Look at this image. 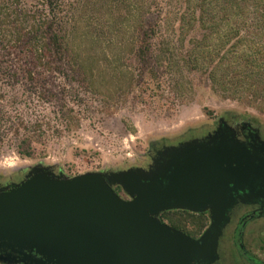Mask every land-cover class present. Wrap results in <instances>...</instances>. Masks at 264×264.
Segmentation results:
<instances>
[{
	"label": "water",
	"instance_id": "1",
	"mask_svg": "<svg viewBox=\"0 0 264 264\" xmlns=\"http://www.w3.org/2000/svg\"><path fill=\"white\" fill-rule=\"evenodd\" d=\"M261 200L264 141L243 143L222 118L212 133L164 147L146 168L74 177L29 168L25 181L0 189V262L213 264L233 211ZM171 211L207 213L209 226L191 238L161 221Z\"/></svg>",
	"mask_w": 264,
	"mask_h": 264
},
{
	"label": "trees",
	"instance_id": "2",
	"mask_svg": "<svg viewBox=\"0 0 264 264\" xmlns=\"http://www.w3.org/2000/svg\"><path fill=\"white\" fill-rule=\"evenodd\" d=\"M98 10L112 17L113 25L133 24L138 57L151 65L147 84L152 92L165 90L162 77L179 88V79L197 74L221 98L253 107L264 104V0H0V43L21 45L26 52L22 69L11 71L9 85L15 89L26 80L33 96V116L0 110V131L10 125L19 155L34 156L35 146L43 145L45 127L69 126L73 111H66L65 100L55 102L52 115L38 109L52 102L46 97L53 94L44 75H66L71 63L79 68L81 56L71 37L82 25L86 34L99 32L101 25L93 15ZM191 32L198 36L189 37ZM154 41L174 43L185 52L168 56ZM153 55L161 68L152 65ZM22 96L0 91V99L11 106L20 104ZM163 218L193 237L201 236L210 222L207 213L186 211L167 212Z\"/></svg>",
	"mask_w": 264,
	"mask_h": 264
},
{
	"label": "rangeland",
	"instance_id": "3",
	"mask_svg": "<svg viewBox=\"0 0 264 264\" xmlns=\"http://www.w3.org/2000/svg\"><path fill=\"white\" fill-rule=\"evenodd\" d=\"M103 13L98 10L93 14L97 24L101 25L99 32L93 30L91 35L86 34L82 25L80 31L71 37L72 47L81 56L79 68L71 63L66 75H44L46 86L53 94L46 97L52 102L38 109L45 108V113L52 115L53 108H57L55 102L65 100L69 104L66 111H73L69 113V126L55 129L51 124L45 127L43 145H36L34 156L27 158L19 155L18 139L7 125L0 131L2 179L6 181L13 174L28 172L29 168L40 164L54 166L57 173L67 177L143 167L148 163L151 142L163 138L174 142L190 135L204 136L215 129L220 117L228 114L252 120L264 131V106H261L264 104L253 107L221 98L197 74L179 79V88L162 77L165 90L152 92L147 84L151 65L138 57L139 47L134 39L137 33L133 24L113 25L112 17ZM194 36L198 35L194 32L189 35ZM157 44L168 56L185 52L174 43L167 45L158 41ZM23 50V46L8 41L0 43L1 93L6 92L8 96L15 91L21 96L25 93L21 103L15 106L0 99V110L4 107L13 116L18 117L20 112L27 118L33 116L34 109L30 103L33 96L27 91L29 83L22 80L20 85L11 89L8 81L12 70H21L24 66L26 52ZM152 65L162 67L155 57ZM76 70H81L82 74H77ZM251 246L254 253L264 259L263 251Z\"/></svg>",
	"mask_w": 264,
	"mask_h": 264
},
{
	"label": "flooded vegetation",
	"instance_id": "4",
	"mask_svg": "<svg viewBox=\"0 0 264 264\" xmlns=\"http://www.w3.org/2000/svg\"><path fill=\"white\" fill-rule=\"evenodd\" d=\"M222 118L229 126L236 130L237 137L243 143L250 145L264 141V131L254 121L249 119H240L239 116L231 114L225 115ZM222 118L220 117L216 122L215 129L219 126L220 119ZM213 131L209 133H212ZM204 136L190 135L174 142L163 138L161 140L151 142L148 154V163L143 167H148L152 163V157L156 156L157 152L164 149V147L175 146L181 142ZM28 173L29 171L17 172L6 181L0 177V189L22 183L26 180ZM115 190L123 198L128 199L122 192L121 188L117 187ZM163 214H161L160 219L164 223L182 231L191 238L196 239L200 237H193L188 234V232L174 227L168 220H166V218H163ZM251 244L254 245L253 248L258 247L264 254V200H261V202L255 205H239L233 211L231 224L225 230L220 241L218 250L219 259L213 264H264V259L262 256L254 253ZM3 256H5V253H3ZM0 264L4 263L0 262Z\"/></svg>",
	"mask_w": 264,
	"mask_h": 264
}]
</instances>
